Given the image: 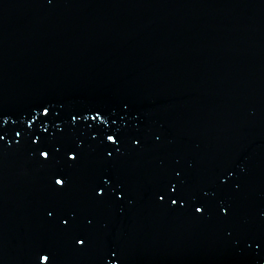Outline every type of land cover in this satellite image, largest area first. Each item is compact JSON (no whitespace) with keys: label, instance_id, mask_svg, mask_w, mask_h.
Segmentation results:
<instances>
[{"label":"water","instance_id":"obj_1","mask_svg":"<svg viewBox=\"0 0 264 264\" xmlns=\"http://www.w3.org/2000/svg\"><path fill=\"white\" fill-rule=\"evenodd\" d=\"M41 100L56 102V116L129 102L134 111H118L107 127L133 138L139 128L142 147L125 143L115 161L88 151L70 192L58 195L29 145L61 120L34 113L36 135L24 142L21 126L0 124V264H31L44 245L56 264L264 262V0H0V104ZM104 168L127 188L117 205L91 199ZM173 170L186 172L192 191L226 177L231 216L157 204L151 194ZM54 201L95 217L85 250L45 219Z\"/></svg>","mask_w":264,"mask_h":264},{"label":"snow or ice","instance_id":"obj_2","mask_svg":"<svg viewBox=\"0 0 264 264\" xmlns=\"http://www.w3.org/2000/svg\"><path fill=\"white\" fill-rule=\"evenodd\" d=\"M120 110L132 113L134 108L129 102H123L121 105L82 106L67 111L61 108L59 110L61 115L56 116L55 113L58 111L56 102L51 100H41L26 108L6 107L0 104V124L12 121L21 126L20 131L16 132V136H21V141L24 142L36 135L33 121L37 119V116L34 113L49 122L55 119L61 120L60 124L55 125L53 132L42 128L39 144L36 140H32L29 149L43 158L41 166L47 169L49 189L53 193L64 195L71 190L70 173L80 168L88 151L100 149L107 153V157L115 161L122 155L121 148L125 143L130 141L133 148L142 147L143 136L140 134L139 128L135 130L136 138H133L125 129L107 127V122L115 125L114 116ZM89 121L93 123L82 127L85 122ZM25 123L27 128L33 129L31 133L22 127ZM40 123L43 124V121ZM85 137L88 138L87 142H85ZM117 139H119L120 147L108 151L107 145H116ZM159 139L160 137L157 136V140ZM0 140H3L2 136H0ZM104 141H107V144ZM3 147L0 145V149ZM173 173L152 192L151 195L157 204L169 208L178 205L175 209L178 212L194 209V212L199 213L201 218L205 217L209 209L214 206L219 210L222 219L227 220L231 216V203L221 198V193L226 190V177L220 179L215 190L200 188L198 191H192L184 170H173ZM231 175L233 173L228 172V176ZM235 189L238 190L239 185H236ZM91 192L94 193L91 196L92 200L96 201L97 198H100L98 201L100 203L111 202L113 205H117L121 200V195H127V188L111 168H104L94 174ZM113 197L115 198L113 199ZM44 211L45 219L54 226V230L68 236L75 245L80 246L81 250H85L92 244L95 234V217H90L87 209L54 201ZM260 218L264 220V211H261ZM261 246H264V238L260 239L257 248L259 249ZM105 253L109 258H120L119 248L116 246H106ZM31 264H56L54 248L48 245L38 247L34 252ZM111 264H115V261L112 260Z\"/></svg>","mask_w":264,"mask_h":264}]
</instances>
